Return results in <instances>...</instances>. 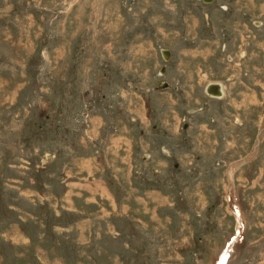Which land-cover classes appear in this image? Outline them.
Masks as SVG:
<instances>
[{"label":"rangeland","instance_id":"obj_1","mask_svg":"<svg viewBox=\"0 0 264 264\" xmlns=\"http://www.w3.org/2000/svg\"><path fill=\"white\" fill-rule=\"evenodd\" d=\"M219 263L264 264V0H0V264Z\"/></svg>","mask_w":264,"mask_h":264},{"label":"water","instance_id":"obj_2","mask_svg":"<svg viewBox=\"0 0 264 264\" xmlns=\"http://www.w3.org/2000/svg\"><path fill=\"white\" fill-rule=\"evenodd\" d=\"M203 1L210 2L211 0H203ZM161 51H162L164 60H167L169 58L168 50L162 49ZM165 87H169V84H167L166 82H159L158 88H165ZM205 92L209 94L210 96L220 97L222 95L220 83L211 82L207 84L205 88Z\"/></svg>","mask_w":264,"mask_h":264},{"label":"bare ground","instance_id":"obj_3","mask_svg":"<svg viewBox=\"0 0 264 264\" xmlns=\"http://www.w3.org/2000/svg\"><path fill=\"white\" fill-rule=\"evenodd\" d=\"M210 83V82H209ZM208 83V84H209ZM169 86H170V83H169ZM220 86H221V92H222V95L221 96H223V94L225 93V90H224V87H223V85L222 84H220ZM220 96V97H221ZM212 97H216V96H212ZM217 98H219V97H217ZM219 264H221V263H219Z\"/></svg>","mask_w":264,"mask_h":264},{"label":"crops","instance_id":"obj_4","mask_svg":"<svg viewBox=\"0 0 264 264\" xmlns=\"http://www.w3.org/2000/svg\"><path fill=\"white\" fill-rule=\"evenodd\" d=\"M129 141V140H128ZM113 142L115 143V140H113ZM114 153L116 154L117 153V151H114ZM117 157V156H116Z\"/></svg>","mask_w":264,"mask_h":264}]
</instances>
